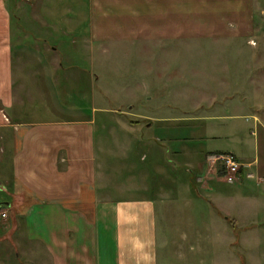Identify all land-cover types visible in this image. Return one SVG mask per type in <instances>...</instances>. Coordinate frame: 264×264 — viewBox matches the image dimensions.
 Instances as JSON below:
<instances>
[{
    "label": "crops",
    "instance_id": "0c3cea01",
    "mask_svg": "<svg viewBox=\"0 0 264 264\" xmlns=\"http://www.w3.org/2000/svg\"><path fill=\"white\" fill-rule=\"evenodd\" d=\"M16 1L0 0V264H164L158 261V248L177 240L168 236L166 226L171 232L183 230L182 240L197 239L194 233L200 231L198 240L203 241L215 232L208 224L205 231L193 229L195 199H208L207 209L212 205L217 212L213 223L225 225L250 217L243 206L264 203V118L257 110L250 131L254 139L246 138L239 148L230 134L226 146L212 147L222 133L215 120L234 118L219 114L218 106L250 111L248 101L258 98L262 86L256 78L236 74L234 90L225 91L220 100L213 96L202 114L192 112L187 117L192 123L186 124L188 143L180 148L176 138L162 131L177 129V118L145 114L135 116L142 120L130 119L131 105L118 125L124 133L121 147L117 134L109 138V113L115 110L94 105L97 94L89 92L94 78L77 67L64 68L65 59L92 55L98 45L250 38L259 30L255 6L262 0H88L87 14L77 7L78 0H26L22 11ZM51 25L56 32L46 31ZM82 27L87 29L79 41L50 35ZM246 61L262 60L253 55ZM67 79L85 91H65ZM212 107L217 109L208 111ZM98 111L103 113L100 122ZM153 127L155 134L142 141L157 152L147 150L149 155L141 154L137 161L150 157L157 161V177L172 178L161 162L167 163V153L177 159L183 152L198 187L187 178L179 191L178 185L167 190L145 167H129L135 162L129 152L140 141L136 130ZM99 129L104 130L101 137ZM199 129L201 134L195 135ZM225 153L241 164L231 178L215 158ZM118 161L127 166L124 172L112 164ZM178 192L185 194L183 201ZM209 214L202 210L196 216L209 220ZM218 234L236 238L235 230L225 226Z\"/></svg>",
    "mask_w": 264,
    "mask_h": 264
},
{
    "label": "rangeland",
    "instance_id": "374dc122",
    "mask_svg": "<svg viewBox=\"0 0 264 264\" xmlns=\"http://www.w3.org/2000/svg\"><path fill=\"white\" fill-rule=\"evenodd\" d=\"M16 2L18 3L17 9L20 11L24 10L26 0H17ZM259 2L258 7L255 6L259 30L250 38L249 36L240 35V37H232L234 39L228 38L226 42L222 40L217 42L212 40H188L171 42L162 46L148 43L144 47L138 43L121 46L118 42L109 44L107 47L102 46L103 48L98 45L92 55L82 54L78 55L79 57L65 59L64 68L67 70L68 68L77 67L94 78L92 85L89 87V92L93 95L97 94L98 100L94 105L98 109L106 106L115 110L113 113H109V127H111L109 128V138L112 139L110 135L115 137L118 135L121 147L125 143L122 140L124 133L118 128V125L121 120H125L122 112L128 111L131 105L133 110L130 112V119L138 120L140 118L135 116L145 114L149 117L169 116L177 118L179 120L177 121V129L162 131H167L172 137L176 138L179 148L186 146L188 143L187 138H189V130L186 128V124L192 123V121H187V117L191 116L192 112L193 115L198 116L207 111L206 103L213 96L220 100L221 95L225 91L235 89L231 82L233 77L236 74L240 75L247 72L253 77L252 79L256 78L255 80L258 81L257 86L259 84L262 85L258 98L248 101L251 108L250 111H246V109L244 111L236 110L237 108L230 104H227L226 107L224 105L223 107L218 106L219 114L230 115L234 118L224 121L215 120V126L222 127L220 129L222 133L219 135L221 137L212 143V147L226 146L228 143L227 135L231 134L237 140V146L240 148L241 142L246 138H255V136L250 134L251 129L254 130L255 128L252 116L254 111L257 110L259 117L264 118V0ZM243 3L245 5V1ZM35 5L39 9L41 8L40 1H35ZM86 6H89L88 0H78L77 7L81 8V13H86ZM245 11L243 10V13ZM260 11H263V13ZM80 21L81 19L78 20L76 26L80 25ZM14 23L20 25L19 19L16 18ZM54 28V25L47 26L46 31L56 32ZM86 29V27H82L80 32H70L71 34L51 33L50 35L55 38H61V41H79ZM83 51L86 50L84 49ZM253 55L262 61H259L258 64L254 61L249 64V61L247 62L246 60ZM235 58L238 61L234 60ZM71 63H75V65ZM226 79H228V82L225 85L224 80L226 81ZM63 88H65V91L75 90L74 92H82L86 89L85 86L81 88L79 83L75 84L69 79L64 81ZM77 97L76 106L79 105L82 99L80 95ZM102 98L104 100H101ZM198 102H200L199 106H197ZM71 105L75 104L72 103ZM81 105L86 106L88 104L84 102ZM215 109L217 108L212 107L208 111L211 112ZM235 116L239 117L235 118ZM96 118L100 122L103 118V113L98 111ZM156 131L154 127L146 130L144 128L136 130V137L140 141H135L129 152L131 158L135 160V162L130 163L129 167L135 168L134 171L145 167L146 171L153 176L152 180L167 190L169 188L172 190V187L174 188L178 185L179 191L180 186L182 183H186L187 178L191 180L192 185L198 187V183L195 180V172L189 173V167L186 165L187 156L183 152L182 156L176 159L170 157L166 152L168 151L167 149L164 150L167 153L165 154L167 163L163 161L161 164L166 167L169 171V176L172 178L157 177V174H155L157 161H152L150 157L145 162L137 161L141 154L146 153L149 155L147 150H150L151 153L153 152L151 146L147 145L145 147L142 139H149ZM200 131V129L197 130L195 135H200ZM97 133L101 137L104 135V130L99 129ZM146 141L149 142L148 140ZM112 144L115 149L119 147L118 142L114 141ZM163 149L160 151L162 154ZM156 152L153 153L155 154ZM170 158L173 161L170 162ZM112 164L122 172L127 169V166L121 165L119 161L112 162ZM177 197L180 202L186 196L184 193L180 194L178 192ZM207 200L205 198L204 201L203 199H195L193 201L192 209L190 210L191 212L194 211L195 215L193 217V229L200 227L201 230L205 231L202 228H204L205 224H208L207 227L215 229V232L211 231L210 236L204 237L205 240L203 241L198 240L202 234L200 231L194 233L197 239L192 236L187 240H182L183 230L171 232V226H166L168 229L167 234L169 233L168 236H172L177 240L174 243L169 241L168 245L166 243L158 248V261H166L164 264H264V203L243 206L242 211L248 212L250 217L247 219L243 218L242 223L238 225H225L223 223H213L212 218H215L217 212L212 209V205H210L211 208L208 207L209 209H207L208 203H206L207 205L205 204V202H208ZM202 210L205 214L210 211L209 220L206 215H204L203 220L196 216ZM256 215H259V217ZM224 226L227 229L235 230L236 238L225 239L222 234L216 236V232ZM162 227L164 228L165 226L162 225Z\"/></svg>",
    "mask_w": 264,
    "mask_h": 264
},
{
    "label": "built area",
    "instance_id": "2783aa9c",
    "mask_svg": "<svg viewBox=\"0 0 264 264\" xmlns=\"http://www.w3.org/2000/svg\"><path fill=\"white\" fill-rule=\"evenodd\" d=\"M216 160L222 162L225 167L226 173L229 177L234 176L239 171L241 164L232 153H225L218 156H215ZM6 212L1 213V217H5Z\"/></svg>",
    "mask_w": 264,
    "mask_h": 264
}]
</instances>
